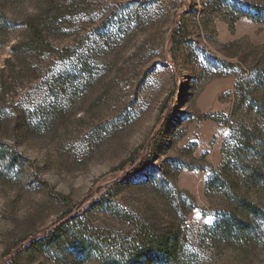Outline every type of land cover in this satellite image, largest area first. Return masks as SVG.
<instances>
[{"label":"rangeland","instance_id":"1","mask_svg":"<svg viewBox=\"0 0 264 264\" xmlns=\"http://www.w3.org/2000/svg\"><path fill=\"white\" fill-rule=\"evenodd\" d=\"M119 262L264 264V0H0V264Z\"/></svg>","mask_w":264,"mask_h":264},{"label":"trees","instance_id":"2","mask_svg":"<svg viewBox=\"0 0 264 264\" xmlns=\"http://www.w3.org/2000/svg\"><path fill=\"white\" fill-rule=\"evenodd\" d=\"M30 35L27 39L28 44H33L37 39H39V30L36 27H29ZM21 42H18L14 46H12V50H15V47L17 45H20ZM16 47V49H17ZM158 139V138H157ZM157 139L155 140L154 145L151 147V153L154 152V148L157 146ZM144 161V160H143ZM144 162L139 163L138 166L136 167V171L140 172L144 168ZM135 171V172H136ZM77 207V206H76ZM76 207L70 208V210L62 217L63 220L61 222L57 223L54 225L52 228L49 229L48 232L40 236L39 238L30 240L27 242L26 245H28L30 248L36 247V246H44V247H52L58 243L64 242V244H71L70 246L77 249L79 245H81V238L77 237V234L80 230H82L81 226V217L84 214V211L82 209H76ZM158 225L155 222H151L148 225L147 231L152 233L153 235H156L159 232ZM168 238H171L172 244H171V249L170 251L164 253L163 251V256L165 259H168L172 256H175L174 250L176 249L177 245V238H176V233L173 230H170L168 233L165 235ZM135 246V243H133ZM97 250H101L100 247H95ZM141 254L143 255V262L145 261L146 263H149L151 260V255H152V250L150 249L149 245L146 244H141ZM168 257V258H167ZM119 264H126V263H121Z\"/></svg>","mask_w":264,"mask_h":264}]
</instances>
